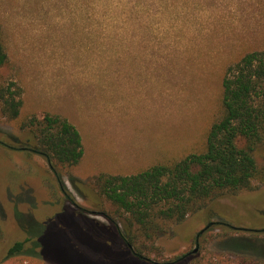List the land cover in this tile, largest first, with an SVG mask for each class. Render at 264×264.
Wrapping results in <instances>:
<instances>
[{
    "label": "rangeland",
    "instance_id": "obj_1",
    "mask_svg": "<svg viewBox=\"0 0 264 264\" xmlns=\"http://www.w3.org/2000/svg\"><path fill=\"white\" fill-rule=\"evenodd\" d=\"M0 26L9 54L0 86L15 82L23 100L17 120L0 113V140L16 149L0 146V264H80L87 242L72 231L77 213L125 229L94 178L204 149L227 68L264 49V0H0ZM46 114L82 137L83 158L58 168L61 183L20 128ZM256 158L264 165V149ZM255 185L168 222L153 243L139 241L143 256L151 264L185 255L187 264H264V183ZM23 241V252L8 256Z\"/></svg>",
    "mask_w": 264,
    "mask_h": 264
},
{
    "label": "trees",
    "instance_id": "obj_2",
    "mask_svg": "<svg viewBox=\"0 0 264 264\" xmlns=\"http://www.w3.org/2000/svg\"><path fill=\"white\" fill-rule=\"evenodd\" d=\"M2 33L0 26V69L9 63ZM22 105L21 87L15 82L0 86L3 116L17 120ZM20 128L27 132L32 150L56 172L59 183L62 179L58 168L74 167L83 158L81 134L65 118L33 116ZM0 146L16 150L1 140ZM261 148L264 149V49L246 53L227 68L221 108L210 125L202 151L138 174L94 178L99 195L118 208L125 229L120 231L116 222L108 228L80 217L81 213L74 214L80 221L72 231L83 234L87 242L78 255L83 257L80 264H151L143 256L140 240L153 243L165 232L168 222L179 224L190 214L264 183V165L256 158ZM1 234L0 230V239ZM38 242L37 247L41 246ZM24 244L25 241L15 243L8 256L21 254ZM126 248L133 256L127 254ZM237 249L245 253L242 247ZM190 259L191 255H185L163 264H187Z\"/></svg>",
    "mask_w": 264,
    "mask_h": 264
},
{
    "label": "water",
    "instance_id": "obj_3",
    "mask_svg": "<svg viewBox=\"0 0 264 264\" xmlns=\"http://www.w3.org/2000/svg\"><path fill=\"white\" fill-rule=\"evenodd\" d=\"M214 225V223H209L207 226H206V228H204L203 230H201L199 233H198V235H197V241L199 240V238L201 237V235L206 231V230H208L211 226H213ZM195 252H196V250H195ZM141 258H142V256H140Z\"/></svg>",
    "mask_w": 264,
    "mask_h": 264
}]
</instances>
